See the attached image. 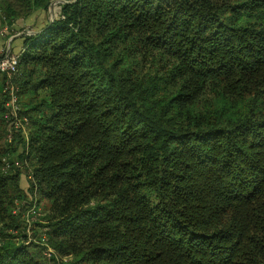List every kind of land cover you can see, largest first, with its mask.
<instances>
[{
    "label": "trees",
    "instance_id": "16d2710c",
    "mask_svg": "<svg viewBox=\"0 0 264 264\" xmlns=\"http://www.w3.org/2000/svg\"><path fill=\"white\" fill-rule=\"evenodd\" d=\"M68 1L23 34L29 134L21 166L0 145V264L50 247L53 264H264V0ZM50 2L0 0V19ZM28 193L50 202L40 244Z\"/></svg>",
    "mask_w": 264,
    "mask_h": 264
},
{
    "label": "rangeland",
    "instance_id": "374dc122",
    "mask_svg": "<svg viewBox=\"0 0 264 264\" xmlns=\"http://www.w3.org/2000/svg\"><path fill=\"white\" fill-rule=\"evenodd\" d=\"M51 2H52V0H51ZM51 2H50V4H51ZM62 5L63 4L55 3V6L57 7V10H56V13L54 15H52V13L50 12V9H48L47 11H45V18L48 19L47 21H50V18H52V17H54V20H55V19H57L58 17L61 16ZM40 12H42V11H40ZM61 17L63 18L64 16H61ZM28 18H31V16H29L27 18H22V19L26 21V19H28ZM3 25H6V27L9 28V25L7 23H4L3 22ZM4 29H6V28L4 27L3 30ZM27 29H30L32 31H38L37 28H34V29L27 28ZM27 29H25V31ZM25 31H23V33ZM7 37L8 36H6L5 39H7ZM6 48H7V46H6ZM6 48H4V50L0 54V57L3 56V54H5V52L8 50V48L7 49ZM22 50H23V46L21 47V50L18 53H15V54H20ZM19 76H20V73L17 71V73L11 78V79H13L12 83L16 87H17V85H16L17 84V79L19 78ZM6 79H9V78L6 76ZM41 97L42 96H38L37 95L36 98L39 100ZM19 100L21 102L20 105L22 104L21 106L24 109V96L23 95L22 96H19ZM10 126L11 125H9L8 131L10 129ZM28 128L29 127L27 125L26 131L25 132L22 131V134L23 135H21V137H22L23 140L24 139L26 140L28 138V134H29ZM8 131L4 133V137L0 141V145H3V144H5V145H13L14 144L15 146L17 145L16 146L17 147V151L15 153L8 154V155H9V159H12L14 161H18L19 159L17 158V155L21 154L23 152V150H24L23 143L20 142V144H18L17 143V139L14 141L15 136H13L12 140H10L9 137H8ZM24 159H25V156L23 157V160ZM31 164H32L31 160L28 159L27 163L26 164H23V166L21 168H19L20 169V172L18 171L21 174V187L26 192H28V189H29V182H28L29 181V177H28V174L31 173V171H32ZM27 201H28V204H26V206L23 209L24 210V212H23L24 213L23 219L26 221V225H27L26 226V228H27L26 235H27V238H28V242L34 240V241H36L37 243L40 244L39 235H41L42 234V231H43L42 230V227L40 226V223H44V217L47 214V212L49 211L50 202L47 199H43V198H40L37 195H32V194H29V193L27 195ZM15 203H16L17 207L15 208L14 211L18 212V211L21 210V208L19 207V205L21 203L20 198H16L15 199ZM35 232H36V234H35ZM15 233L17 234L18 232L15 231ZM50 249L52 250V253L53 254L51 256H48V255L45 254V256H44L45 258L43 260V264H53V262H52L51 259H53L55 256L58 255L54 249H52L51 247H50ZM46 251H47V249H46ZM46 251L44 249V253ZM66 259H67V257H64L63 258V260H66Z\"/></svg>",
    "mask_w": 264,
    "mask_h": 264
},
{
    "label": "built area",
    "instance_id": "2783aa9c",
    "mask_svg": "<svg viewBox=\"0 0 264 264\" xmlns=\"http://www.w3.org/2000/svg\"><path fill=\"white\" fill-rule=\"evenodd\" d=\"M19 55L20 54H15L8 49L5 54L0 57V72L9 78L7 79L5 85V91L8 94L5 106L8 110L9 118L12 121L8 131V137L10 140H12L16 132H25L29 123L28 116L22 112V107L20 105L19 96L17 93V87L12 83L13 79H11L18 71ZM15 165L21 166L19 161H16ZM9 166L10 164L7 161L6 167ZM45 254L51 256L53 253L52 250L48 248Z\"/></svg>",
    "mask_w": 264,
    "mask_h": 264
},
{
    "label": "crops",
    "instance_id": "0c3cea01",
    "mask_svg": "<svg viewBox=\"0 0 264 264\" xmlns=\"http://www.w3.org/2000/svg\"><path fill=\"white\" fill-rule=\"evenodd\" d=\"M39 12L40 11L33 14L31 18L26 19V21L23 19L17 20L12 26L10 25L9 28H7L6 25H3V22L0 19V54L6 46L9 49V45L11 47L10 50L14 53H18L21 50L23 31L27 28H37V30H39L48 20L45 18V11ZM4 27L7 30H3ZM6 36L9 38L7 37V39H5Z\"/></svg>",
    "mask_w": 264,
    "mask_h": 264
},
{
    "label": "water",
    "instance_id": "95a60500",
    "mask_svg": "<svg viewBox=\"0 0 264 264\" xmlns=\"http://www.w3.org/2000/svg\"><path fill=\"white\" fill-rule=\"evenodd\" d=\"M75 1V0H73ZM70 1L68 0H52L50 6H49V9H50V12L52 13V15H54V5L55 3H60V4H64V3H69ZM72 2V1H71ZM54 21V17L50 18V21L49 23L51 24L52 22ZM39 31H32L30 29H27L24 33L25 34H35V33H38ZM22 33V34H24ZM9 49H10V45H9Z\"/></svg>",
    "mask_w": 264,
    "mask_h": 264
}]
</instances>
